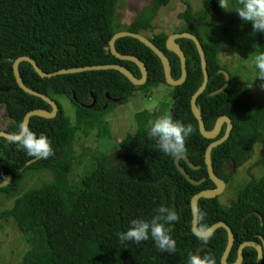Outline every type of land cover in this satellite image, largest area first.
I'll return each instance as SVG.
<instances>
[{"label":"trees","instance_id":"1","mask_svg":"<svg viewBox=\"0 0 264 264\" xmlns=\"http://www.w3.org/2000/svg\"><path fill=\"white\" fill-rule=\"evenodd\" d=\"M170 1L152 0L125 30L143 34L153 29L160 8ZM118 2L0 0V107L7 114L0 131L13 134L29 111L52 109L45 100L19 87L13 69L19 57L33 58L47 73L63 68L121 64L141 77L134 62L119 59L107 49L113 35L123 31L114 20ZM184 2L187 7L182 17L186 25L179 33L197 36L208 63L209 82L197 99L206 129L211 131L223 115L233 122L228 139L212 151L214 173L230 182L231 174L226 173L225 164L239 168L252 158L257 144L263 148V154L247 170L250 177L237 190L233 203L222 205L219 197L201 198L198 202L199 229L219 221L232 228L235 243L228 257L231 264L237 260L238 248L245 241L260 243L264 253V173L256 176L252 172L254 167L264 168V97L255 100L248 89L242 90L244 82L252 81H240L236 74L226 70L220 55L230 47L253 59L264 52V32L253 33L251 22L242 21L235 10L219 22L212 21L220 7L218 0H203V12L197 14L187 0ZM236 3L237 0H231L232 5ZM168 37L164 32L147 36L168 57L172 76L179 79L180 58L167 49ZM177 42L186 55L187 79L172 86V104L137 113L134 131L120 141L112 139L109 122L104 117L115 105L127 103L136 89L167 83L162 62L151 48L129 36L117 39L115 44L120 54L134 55L145 63L148 81L139 86L114 69L44 78L29 62L20 63L23 82L53 99L59 110L54 118L30 119L29 130L44 134L51 142L54 154L47 158L28 165L35 158L17 149L10 139L0 137V183L12 175V182L0 187V191L5 197L15 196L13 206L1 212L0 217L12 218L28 243L18 264H187L188 255H196L202 246L205 247L200 256L211 255L215 264H222L228 242L226 229H218L206 241L192 230V197L216 188L205 163L206 149L215 139L202 135L191 109V98L204 79L198 49L191 39L180 38ZM221 70L230 74V84L211 95L225 84ZM257 81L264 83L255 76L253 82ZM107 94L118 101L110 100ZM61 95L69 97L75 106L78 117L75 123L58 101ZM164 114L193 126V133L185 139V155L193 167L183 158H179V164L191 178L201 180L198 185L188 181L175 159L160 152L147 135V122ZM93 128H98L100 139L105 136L100 150L82 157L83 171L71 177L79 158L76 142L80 133L87 136ZM225 128L226 124L216 139L224 135ZM42 172L50 173L51 180L23 189L26 177ZM161 206L173 209L178 216L169 233L175 241L171 254L157 250L151 237L139 243H119L117 233L125 231L131 219L151 220ZM256 260V249L245 248L242 264H255Z\"/></svg>","mask_w":264,"mask_h":264},{"label":"rangeland","instance_id":"2","mask_svg":"<svg viewBox=\"0 0 264 264\" xmlns=\"http://www.w3.org/2000/svg\"><path fill=\"white\" fill-rule=\"evenodd\" d=\"M152 0H119L115 15V23L125 31V28L135 19L138 12L144 7L151 4ZM193 10V13L203 12V0H187ZM187 4L184 0H171L166 6L160 8L158 14L153 20V29L143 32L144 36L152 37L156 33L164 32L169 36L179 33L186 25L182 17ZM232 10H225L221 7L215 12L212 21L223 20L225 16H229ZM226 17V18H227ZM221 64L226 66V70L232 71L240 81L251 80L252 82H244L242 90L248 89L255 100H260L264 97V88H261V82H253L256 76V69L252 65V58L245 56L234 48L226 47L220 55ZM239 72V74H238ZM172 86L168 83H161L158 86L150 87L149 89H136L134 96L127 103H120L114 106V109L104 117V120L109 122L110 132L114 141L124 139L129 132H133V127L136 126L135 115L146 110L160 109L164 106H169L173 103ZM58 101L65 109V113L70 117L71 122L75 123L78 120L77 110L69 97L58 96ZM7 119L5 108L0 107V125ZM98 128L90 130L89 135L84 136L82 132L76 142V150L78 159L74 163L72 175L76 172L83 171L81 158L85 157L94 151L100 150L101 143L104 137L100 139L97 136ZM263 154V148L260 144L255 146V152L251 159L238 169H231L227 174H231L229 184H226L223 192L219 196V200L225 206L230 205L236 198L237 190L243 186L247 180V170L259 159ZM252 172L256 176L264 173V168L254 167ZM236 173V174H233ZM52 178L48 172L31 174L26 177L23 183V189H27L37 184L50 181ZM12 182V181H11ZM10 182V183H11ZM15 196L5 197L0 191V213L5 209L13 206ZM28 249V243L25 240V235L18 229L12 218L6 220L0 217V264H18L23 254Z\"/></svg>","mask_w":264,"mask_h":264},{"label":"water","instance_id":"3","mask_svg":"<svg viewBox=\"0 0 264 264\" xmlns=\"http://www.w3.org/2000/svg\"><path fill=\"white\" fill-rule=\"evenodd\" d=\"M127 36L137 38L138 40L143 42L146 46L151 48L156 53V55L160 58V60L162 62L166 82L172 86H178V85L183 84L185 82V80L187 79V76H188L186 55H185L184 51L182 50L181 46L179 45V43L177 42V40L180 38L191 39L194 41V43L198 49V52H199V55L201 58V67H202V71L204 74V79H203L201 86L198 88V90L193 94V96L191 98V109H192L194 116L198 120L199 129H200V132L202 133V135L206 138H209V139H215L208 145V147L206 149L205 162L207 165L209 177L216 184V188L203 190V191L195 194L191 199L190 206H191V210L193 213V220H192L193 232L200 237L207 236L208 235L207 232H201L198 229V223H199L198 202L201 198L216 197L217 195H219L223 192V190L226 186V183L223 180H221L220 178H218L216 176V174L214 173L213 163H212V151L215 147L219 146L220 144H222L224 141H226L228 139V137L230 136L231 131L233 129V122H232L230 117L223 115L218 119L215 127L211 131H208L206 129L201 109L197 105V99L201 94H203L205 92L207 85H208V81H209V73H208V68H207L208 63H207V58H206V54L204 52V49H203V47H202V45H201V43H200V41L196 35L189 33V32L176 33V34L169 36L167 41H166L167 49L176 53L180 58L181 76L179 79L173 78L171 63H170L168 57L163 53V51H161L160 48H158L150 39H148L143 34L131 32V31H127V30L119 31V32L115 33L113 35V37L111 38V40L109 42V47L107 49L110 50L112 52V54L115 55L119 59L134 62L140 69V72H141L140 78H138L130 69H128L127 67H125L124 65H121V64H104V65H92V66H85V67L63 68V69H60L56 72L47 73L43 69L40 68V66L37 64V62L33 58H31L29 56H22V57L17 58L14 61L13 69H14V75L16 77V80H17L19 87L29 94H32V95H35V96L42 98L48 104H50V106L52 108L51 110H47L44 108H36L34 110L29 111L25 115L23 123L29 128L31 117L41 116V117H45V118H54L57 116L58 110H59L57 103L53 99H51L50 97H48L47 95H45L43 93H40V92L28 87L23 82L22 77L20 75V70H19L20 63L23 61L29 62L34 67L35 71L41 77H44V78H50V77H53L56 75H62V74L81 73V72H85V71L114 69V70H118L123 75H125L133 84L138 85V86L144 85L148 80V70H147L145 63L141 59H139L138 57H136L134 55L120 54L116 50L115 44H116L117 39H119L121 37H127ZM221 72L225 75V78H226L225 84L220 89L213 92L212 95L217 94L219 92H222L230 84V74L224 70H221ZM114 101H118V99H114ZM224 124L227 125L226 132H225L224 136L219 138V139H216L218 137L219 133L221 132V129L223 128ZM11 136H12V133H9L6 131H0V137H5L7 139H10ZM58 156H60V153L58 154ZM0 157H1V151H0ZM180 158H183L191 167H193V165L190 163L188 157L185 154ZM38 159H40V158L33 159L32 161H30L28 163V165L32 164L33 162H35ZM178 161H179V159H175V163H176L179 171L182 173V175L185 176L188 179V181H190L192 184H196V185L200 184L201 180H195V179L191 178L189 176V174L186 172V170L179 164ZM229 168L234 169L235 167L229 166ZM11 181H12V175L10 174L4 182L0 183V187H6L7 185L10 184ZM220 228H225L227 231V235H228V242H227V246L225 248V251L223 253V256L221 258V263L222 264H230V263H228V257L230 255L232 248L234 246V243H235L234 233H233V230L230 227V225L221 221V222L213 224L209 228L211 231V236ZM247 247H252V248L256 249L257 260H256L255 264H262L263 259H264L263 245H261L258 242H255V241H251V240L245 241V242L240 244V246L238 248V253H237V255H238L237 260L231 264H242L243 263V261H244V249ZM201 249H202V247H200L197 250L196 255H200Z\"/></svg>","mask_w":264,"mask_h":264},{"label":"clouds","instance_id":"4","mask_svg":"<svg viewBox=\"0 0 264 264\" xmlns=\"http://www.w3.org/2000/svg\"><path fill=\"white\" fill-rule=\"evenodd\" d=\"M218 4L222 9L235 10L242 21H250L253 33L264 32V0H237L235 5L231 4V0H218ZM252 65L257 69L256 78L258 77L261 81H264V52L254 56ZM260 87L264 88V83ZM146 129L147 135L154 140L156 148L166 156L174 159H179L186 153L185 139L194 131L190 123L186 124L179 120H174L168 114L149 120L146 124ZM10 139L17 149H22L29 157L47 158L54 154L50 140L44 134H35L23 122L18 124L16 132L12 134ZM229 166H234L233 170L238 169L236 165L226 163V173L230 170ZM247 176L248 178L250 177L248 174ZM219 196L220 194L216 197ZM156 212L157 215L151 220L143 218L131 219L127 229L117 233L119 243L121 245H125L128 241L139 243L151 237L157 250L171 254L175 250V241L170 237L169 233L172 222L177 221L178 216L173 209L163 206L158 208ZM209 228L206 226L198 228L201 232L208 233L207 236H203L201 239L206 241L211 236ZM204 247L202 246V249ZM187 264H215V260L211 255L189 254Z\"/></svg>","mask_w":264,"mask_h":264},{"label":"flooded vegetation","instance_id":"5","mask_svg":"<svg viewBox=\"0 0 264 264\" xmlns=\"http://www.w3.org/2000/svg\"><path fill=\"white\" fill-rule=\"evenodd\" d=\"M166 47H167V46H166ZM171 68H172V67H171ZM173 78H174V77H173ZM147 81H148V80H147ZM208 82H209V81H208ZM171 86H172V85H171ZM216 91H217V90H216ZM213 92H215V91H213ZM213 92H211L210 94L212 95ZM108 95H109V94H107V96H108ZM214 95H215V94H214ZM108 98H109L110 100H112V101H114V99H116V98H111L110 95L108 96ZM93 104H95V101H94ZM106 106H107V105H105L104 107L106 108ZM108 114H109V113H108ZM220 117H221V116H220ZM220 117H219V118H220ZM219 118H218V119H219ZM218 119H217V121H218ZM217 121H216V123H217ZM216 123H215V125H216ZM224 125H225V124H224ZM223 127H224V126H223ZM226 127H227V125H226ZM225 129H226V128H225ZM222 130H223V128L221 129V132H222ZM221 132L219 133V135L221 134ZM225 132H226V130H225ZM224 134H225V133H224ZM219 135H218V137H219ZM223 136H224V135H223ZM223 136H222V137H223Z\"/></svg>","mask_w":264,"mask_h":264},{"label":"bare ground","instance_id":"6","mask_svg":"<svg viewBox=\"0 0 264 264\" xmlns=\"http://www.w3.org/2000/svg\"><path fill=\"white\" fill-rule=\"evenodd\" d=\"M179 162V161H178ZM233 249V248H232Z\"/></svg>","mask_w":264,"mask_h":264}]
</instances>
